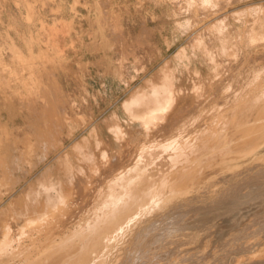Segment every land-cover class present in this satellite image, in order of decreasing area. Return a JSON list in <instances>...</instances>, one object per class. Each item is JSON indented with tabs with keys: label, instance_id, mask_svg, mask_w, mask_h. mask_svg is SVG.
<instances>
[{
	"label": "bare ground",
	"instance_id": "1",
	"mask_svg": "<svg viewBox=\"0 0 264 264\" xmlns=\"http://www.w3.org/2000/svg\"><path fill=\"white\" fill-rule=\"evenodd\" d=\"M190 2L193 17L219 0H194L198 9ZM206 16L204 26L220 38L222 26ZM244 37L252 44L264 33ZM27 43V55L12 44L19 66L5 67L0 55V80L21 84L29 128L19 138L20 130L0 124V264H264V54L216 47L211 74L196 70L188 86L180 73L175 83L165 60L157 82L123 102L134 125L106 120L114 138L94 127L67 152L85 124L66 111L67 97L42 84L32 37Z\"/></svg>",
	"mask_w": 264,
	"mask_h": 264
},
{
	"label": "rangeland",
	"instance_id": "2",
	"mask_svg": "<svg viewBox=\"0 0 264 264\" xmlns=\"http://www.w3.org/2000/svg\"><path fill=\"white\" fill-rule=\"evenodd\" d=\"M186 1L187 0H0V55H3V58H7L5 61L3 60L6 65L5 67L9 65V67L19 66V62L13 57L14 50L12 44L14 43L23 55H27V42L29 38L32 37V46L36 55V61L40 63V65L38 64V68L42 75H40V79L43 80L42 84H46L45 86H54L58 96L64 95V99L67 97L69 100L66 98V102L62 105L68 113L74 112L75 120L79 121L81 119L79 122L85 124L84 130L80 131V134L78 133L75 138L66 141V150L69 152L72 147L70 145L78 141L82 136H87V132L94 127L100 129L105 139L114 138L115 135L113 131L104 126L106 120L110 121L115 118L114 120L121 126L130 124L129 122L131 120L126 116L123 110V102L128 100L138 89H144L147 86V82H157V70L165 60L171 61L174 65L173 67L176 69L175 72H177V74L175 83L181 81L180 77L184 78L185 75V78H182V83L184 82L188 86L193 79H198L199 75H196V70H201V78L207 73L211 74L213 66L211 57L216 47L220 49L221 46H226L227 51L230 53L231 51H236L237 49L235 46H238L243 54L246 53L244 57L251 56L255 58L257 55L264 54V48L261 46L264 44V40L246 45L243 42L244 36H248L250 33H264V0H224V2L223 0H219L214 6L209 4L207 6L208 8L203 11L209 13L210 17H215L213 22H216L218 26H222L221 29L223 32L220 38H217L204 26V23L208 20V16H206L207 13H200V15H197L198 17L196 15L192 17L190 13L191 10L186 9ZM193 1L191 0L190 5L198 9L199 5ZM27 3H30L35 9L32 8V11L29 12L26 8ZM209 8H211L212 11H210ZM22 17L25 18L23 19ZM118 20L119 23L117 22ZM222 21L225 23H222ZM91 24H93V27ZM22 25L26 26L23 27ZM30 25L32 27H30ZM53 25L58 28H55ZM26 28H30V30ZM143 28L147 31L145 35L141 34ZM252 30L255 32H252ZM107 31L108 33H106ZM31 32L32 36L30 35ZM198 34L203 35V41L199 44L196 43V38H194ZM20 35H22V38ZM74 37L75 39H73ZM11 40H13V42H11ZM42 40L43 42H41ZM55 40L58 45H56L57 43H55ZM103 41H105L104 44ZM118 41H121V43ZM61 42L64 45L60 44ZM21 43H24V45ZM235 43L238 45H235ZM97 46L99 49L96 48ZM179 54L183 56H179ZM45 55L47 57H45ZM61 56L64 59H62ZM206 58H208V60H206ZM57 59H59L60 62L57 61ZM8 61L10 62L8 63ZM101 62H103V64H101ZM187 66H189V70L186 69ZM65 67L68 69L66 68V70ZM55 69L58 72H55ZM53 71L55 75H53ZM69 71H71V73ZM72 71H75V73ZM184 72L185 74H183ZM178 73H180V77ZM59 74H63L64 77ZM61 77L64 79L62 78L61 80ZM74 77L77 78V80ZM2 81L3 82L0 80L2 83L0 84V116L2 118H0V124L3 123L2 126L7 128L12 126L10 129L15 130V134L20 130L18 134H20L19 138H21L24 131L29 129L22 117L26 109L21 107L18 97V92L22 87L20 83L14 80H9L7 83L6 79L3 78ZM72 83L74 87H71ZM58 84L60 86H58ZM61 84L64 87H62ZM59 88H61V90ZM8 91L10 92L8 93ZM38 103L43 104V100L39 99ZM65 104L70 106V108ZM83 104H85V106ZM3 120L4 122H2ZM7 123H9V125ZM13 124H15L14 127ZM130 125L134 124L131 123ZM220 261L221 260H218V262ZM9 263L13 264L14 261Z\"/></svg>",
	"mask_w": 264,
	"mask_h": 264
}]
</instances>
